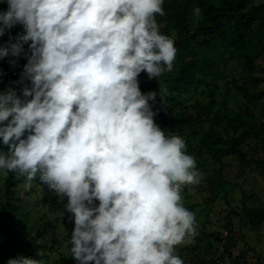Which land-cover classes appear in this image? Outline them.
Here are the masks:
<instances>
[{"label":"clouds","instance_id":"obj_1","mask_svg":"<svg viewBox=\"0 0 264 264\" xmlns=\"http://www.w3.org/2000/svg\"><path fill=\"white\" fill-rule=\"evenodd\" d=\"M0 3V36L25 29L0 58L23 55L31 82L20 95L0 92V171L18 170L25 188L39 175L66 201L77 264H184L176 246L196 225L182 192L203 177L185 141L155 123L157 95L137 79L173 71L174 40L155 18L164 0Z\"/></svg>","mask_w":264,"mask_h":264},{"label":"rangeland","instance_id":"obj_2","mask_svg":"<svg viewBox=\"0 0 264 264\" xmlns=\"http://www.w3.org/2000/svg\"><path fill=\"white\" fill-rule=\"evenodd\" d=\"M220 5L219 0H205ZM262 0H253L259 3ZM195 3L196 0H193ZM161 29L165 23L157 16ZM250 43L243 51L233 48L229 40L198 54L197 76L202 83L185 86L177 84V69L164 71L158 76L159 84L170 93L168 102H150L155 110L154 121L160 126L184 111H193L199 103H207L210 97L215 106L201 126L192 133L177 126L162 129L166 137L179 136L185 141V152L196 160L203 179L198 185L187 186L182 192L183 204L195 214L196 235L186 237L176 246L184 264H264V222L260 226L249 224L243 215L245 209L264 208V165L243 164L232 154L210 153L203 146L202 131L218 130L225 138L243 134L242 149L247 160L264 162V27L253 28ZM258 56L247 65L242 54ZM140 89L150 84L145 79ZM18 95V94H17ZM246 111L244 124L234 132L229 119ZM220 169L223 183L217 195L210 187L205 170ZM18 184L13 189L15 209L11 213L16 232L27 239L36 237L50 251H39L41 264H77L70 253V236L74 227L71 215L63 211V203L55 190L39 179V175L25 188V176L17 172ZM6 172L0 171V208L5 203ZM229 223V225H228ZM229 226V229L226 227ZM220 233V235H217ZM6 237V226L1 224L0 245ZM226 237L231 238L228 251L224 253ZM0 249V264L7 261Z\"/></svg>","mask_w":264,"mask_h":264},{"label":"trees","instance_id":"obj_3","mask_svg":"<svg viewBox=\"0 0 264 264\" xmlns=\"http://www.w3.org/2000/svg\"><path fill=\"white\" fill-rule=\"evenodd\" d=\"M220 5L211 4L205 0H164L162 8L165 15H156L165 25L160 29L174 40L176 50L175 59L172 67L176 68L174 81L177 84L185 86L193 84H201V78L197 76V64L201 60L198 54L204 49L215 47L219 43L229 40L230 45L243 51L250 43L253 28L256 25L264 27V0L254 3L253 0H219ZM6 4L0 3V10H4ZM24 26L17 24L4 36H0V45H4L12 38L11 42H15L19 36L24 34ZM27 51V45H24ZM247 65L258 56L255 54L250 56L247 53L242 54ZM10 60H16L15 66L10 65ZM26 59L21 55L18 58L7 56L0 58V92L9 88L15 90L20 95L25 87H30L31 82L27 78L21 77L23 65ZM138 81L145 79L150 84V90L142 87L143 93L155 91L157 97L153 101L168 102L171 100L170 93L167 89H163L159 84L158 77L148 79L145 72H141ZM215 106V100L210 97L207 103H199L194 107L193 111H184L180 115L158 126L161 131L165 126H177L181 131L189 130L196 133L198 129L202 130L207 116ZM153 112L155 110L152 108ZM246 111L237 114L229 119V124L234 132L240 129L244 124ZM202 126V127H201ZM202 144L210 153L215 154H232L238 157L243 164L255 163L264 165L263 161L247 160L246 155L241 147L243 134L237 137L225 138L218 130L207 128L202 131ZM0 150H5L0 147ZM5 203L1 205V224L6 226V237L0 245L1 251L6 255L7 259L15 258L18 255L32 257L37 259L38 252H48L50 247L40 244L36 237L27 239L21 237L16 232V228L11 221V213L15 209L13 201V189L18 184L17 172L5 171ZM207 180L213 193L217 195L221 190L223 183L222 171L220 169L207 168L205 170ZM244 219L253 226H260L264 222V208L245 209L243 211ZM229 225V223H228ZM229 229V226H226ZM217 235H220L218 233ZM227 243L224 245V253L231 257L228 247L231 238L226 237ZM6 264V263H5ZM202 264H208L204 262Z\"/></svg>","mask_w":264,"mask_h":264}]
</instances>
